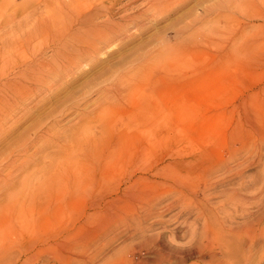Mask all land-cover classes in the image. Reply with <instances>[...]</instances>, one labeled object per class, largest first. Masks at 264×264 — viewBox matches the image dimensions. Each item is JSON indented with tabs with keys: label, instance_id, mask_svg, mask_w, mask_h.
<instances>
[{
	"label": "rangeland",
	"instance_id": "1",
	"mask_svg": "<svg viewBox=\"0 0 264 264\" xmlns=\"http://www.w3.org/2000/svg\"><path fill=\"white\" fill-rule=\"evenodd\" d=\"M9 1L0 0V164L22 161L13 193L21 179L32 187L27 219L45 239L27 247L47 249L46 264H264V0L56 5L60 27L90 19L117 33L83 62L57 60L71 46L49 40L12 60Z\"/></svg>",
	"mask_w": 264,
	"mask_h": 264
},
{
	"label": "bare ground",
	"instance_id": "2",
	"mask_svg": "<svg viewBox=\"0 0 264 264\" xmlns=\"http://www.w3.org/2000/svg\"><path fill=\"white\" fill-rule=\"evenodd\" d=\"M56 1L57 0H55V2ZM72 1H74V0H62L61 2H59V4L54 3V2H50L49 0H33V1L32 0H30V1L29 0H20L19 3H17L16 0H10L9 2H7L5 4V8L4 9H6L7 6L13 7L12 13H10L12 15L11 16L12 23L10 25L16 24L15 27L13 28L14 31L11 32V34H13V36H11L9 39H7V41H9L10 47L12 49L11 50V58H12V60L13 59L15 60L19 56H20V59L23 58V57H25L23 55L24 54V51L26 49H29L30 44H31V42H33V40H37L39 42H42V41H45V40H49L52 43V45H62L64 47H66L67 45L71 46V49L72 50H71L70 53L69 52L62 51L63 53H58L57 55H54V57L57 60H60V61H63V62H73L75 60H79L80 62H83V60L84 59L86 60L87 57L88 58L89 57L90 58H93V55L94 54L97 55V53H100V51H102L103 49L107 48L110 45L109 43H111L112 41H117V39H116L117 33H114L113 35H108L107 32H105L104 30L98 28L96 26V24H93V22L90 19H85V20H82V21H77V23H76L77 26L76 27H73V25L72 26L69 25V27L67 26V27H64L63 28V27H60V25H65V24H55V21L57 20V18L55 17L56 15L54 16V14H55L54 13L55 12L54 10L56 8L55 6L57 5V7L59 8V11H62V9L64 8V6L66 5V7H68L69 6L68 3L70 4ZM175 1L177 2L178 0H152L151 3L149 1V3H150L149 5H150V8L151 9L153 8V10H155V11H162L165 8V6H168L169 4H171V3L175 2ZM39 5H43L44 8H46L48 10V11H45L46 14H44L42 11H41V13L36 12V9L38 8ZM30 8H31V11H30ZM25 9H28V12L24 11ZM18 11H20L19 14H18ZM3 12H4V10H3ZM8 12H10V11H8ZM156 13H158V12H155V14ZM1 14L3 16L5 15V14L2 13V9H1ZM32 16H33V19H31L32 20V27H31V29H28L27 28L28 29L27 30L25 28L26 27V24H27V22L30 21V20L28 21V19L30 17H32ZM66 18H67V24L70 23L71 21L68 22V20H70L71 16H67ZM64 20H65V18H64ZM60 21L61 20L59 19L58 23ZM63 22H65V21H63ZM75 22H76V20H75ZM9 23L10 22H8V24ZM89 25H92L94 27L93 33L81 35L80 34L81 32H85L84 29H86V28L84 26H89ZM101 26H102V24H101ZM103 26H107V25H103ZM108 26H107V29H108ZM111 28H113V27H111ZM104 29H105V27H104ZM119 30H121V29H119ZM109 33H110V30H109ZM32 46H34V45H32ZM32 49H35V48H32ZM64 50H66V49H64ZM27 57H29V56H27ZM32 57L34 58V56H32ZM29 58L31 59V57H29ZM4 59L8 60L7 58H3V61H4ZM34 59H37V56ZM4 65H5V63L3 64V66ZM7 65L5 66V68H7ZM3 69H4V67L1 69V71ZM3 84H2V86H3ZM19 84L20 83H17V82L16 83H10V86L13 89L11 91H14L15 94H17L19 96H22L23 91L24 90L27 91V88H26V85L24 87L23 86L24 84H21V85H19ZM5 96L7 97V95H5ZM13 98H15V96ZM21 98L22 97H19L18 100H20ZM18 100H16V101H18ZM16 101H15V104H16ZM23 101H25V99ZM23 101H22V103H23ZM3 102L7 104V106H5L4 109L5 110L8 109V106L9 105H8L7 99L3 100ZM9 102H10V100H9ZM18 104L19 103H17L16 105H18ZM12 105H13V103H12ZM2 110H3V108H2ZM2 110L0 109V111H2ZM6 120H7V117H4L3 114L1 113V115H0V121L1 122H5ZM136 148H137V146H136ZM109 155L112 156L111 152H109ZM107 156H108V154H107ZM110 156H108V157H110ZM124 156H126V155H124ZM104 157H103V159H104ZM116 157H114V158H116ZM103 159L101 158V160H103ZM130 159H132V158H130ZM15 160H13L12 162H8L7 161L5 163L0 164V264H46L45 261L43 260L44 259L43 258V256H44V252L43 251L45 250V252L47 253L48 252L47 249H44L43 251H37L36 250V251L32 252V250L27 247L29 244L33 246V244H36L38 241L44 240L45 238L41 237L38 234L39 231L37 233L35 232L36 229H38V228L41 227L40 224L37 225V221H36V223H34V221L37 218L31 219V220L27 219L28 214H32L33 212L31 210V208L27 205V204H29V200L28 199L29 198L31 199L32 196L31 195H28V193H26V191L28 192V189L29 188H32V187L30 185L28 186V188L25 185L23 187V184H25V182H24V180L21 179L19 181V186H18V189H17L18 192L15 191L13 193V191H12V187L16 183L15 178H14L15 173L18 172V171L21 172V170L24 169L22 167V161H19V166L13 165L14 162H15ZM104 160H106V159H104ZM104 160H103V162H104ZM111 160H113L112 157L110 158V160L108 158L106 161H111ZM114 161H115V159L113 161H111V162L114 164L115 163ZM24 162H26V161L24 160ZM106 164L107 163H105L103 165H106ZM101 165H102V163H101ZM115 165H117V164H115ZM115 165L113 167H115ZM108 166H110V163H109ZM104 168H105V172H106V170H107L106 168H108V167H104ZM112 170H110V171H112ZM101 171L104 173V170L103 169H101ZM158 171L156 173H158ZM162 171H163L162 173H164V170H162ZM154 172H151L150 174H152ZM110 174H111V172H110ZM37 176L39 177L40 175L37 174ZM158 176H159V174H158ZM163 176H164V174H163ZM26 177H27V175H26ZM38 177L35 180H38L39 179ZM29 178H31V177H29ZM138 180H140V179H138ZM36 185H39V186L38 187L37 186L33 187L34 190H32V192H33L34 195L37 192V191L35 192V190H37V189L40 190V188H42V186H43L42 182H41V184L38 183ZM25 187H26V191H25ZM29 190H31V189H29ZM29 192H31V191H29ZM15 196H17L16 198L17 199L19 198V199L18 200L17 199H14L13 197H15ZM36 196H38V194ZM146 198H144L145 200H143V201L148 200ZM14 200H17V202H13ZM147 204H148V202H147ZM35 209H37V208L35 207ZM36 225H37V227H36ZM43 227H41V228H43ZM34 228H36V229L34 230ZM56 244H58V243H56ZM34 247H35V245H34ZM39 248H40L39 250H41L42 249V246L39 247ZM45 248H47V247H45ZM58 248H59V246H58ZM80 249H81V252L87 253V255H88V252L90 251L89 248H88V245H86L84 247L81 246ZM55 251H57V249ZM55 251H54V248H53V250H51V252H52L51 255L54 254ZM93 252H95V251H93ZM48 256H49V254H48ZM54 256L55 255H52L50 257V259L53 260L55 258ZM56 257H59V256H56ZM66 258L67 257H65V260H66ZM47 259H48V257H47ZM47 259H46V261H47ZM58 259L59 258H57V260ZM168 260H170V259H168ZM161 261H163V259ZM48 262H49V260L47 261V263ZM59 262L61 264V261H59ZM64 262L67 263L68 261H64ZM91 262H93V261H91ZM168 263H170V262H168ZM158 264H160V263H158Z\"/></svg>",
	"mask_w": 264,
	"mask_h": 264
}]
</instances>
